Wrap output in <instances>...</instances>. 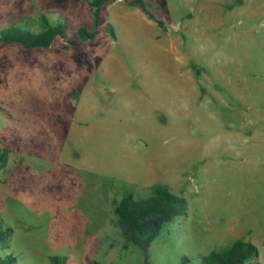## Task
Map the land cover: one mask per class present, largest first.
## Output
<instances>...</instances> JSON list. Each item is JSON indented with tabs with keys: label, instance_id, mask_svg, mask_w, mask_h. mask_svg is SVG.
I'll return each instance as SVG.
<instances>
[{
	"label": "rangeland",
	"instance_id": "1",
	"mask_svg": "<svg viewBox=\"0 0 264 264\" xmlns=\"http://www.w3.org/2000/svg\"><path fill=\"white\" fill-rule=\"evenodd\" d=\"M86 1L0 0V28L45 13L75 39ZM130 1L105 3L76 48L0 43V256L143 264L111 203L159 183L185 210L147 264L236 239L264 264V0H142L163 31Z\"/></svg>",
	"mask_w": 264,
	"mask_h": 264
},
{
	"label": "trees",
	"instance_id": "2",
	"mask_svg": "<svg viewBox=\"0 0 264 264\" xmlns=\"http://www.w3.org/2000/svg\"><path fill=\"white\" fill-rule=\"evenodd\" d=\"M114 0H87L91 9L92 27L90 30L78 27L75 30V39L66 36L67 26L64 22H52L45 13L34 17L22 16L13 19L7 26L0 28V43L17 44L23 49H46L55 38L66 42L64 50L79 47L86 41H91L96 35L101 7ZM143 14L163 31L161 21L155 19L145 8L142 0H131ZM106 32L112 36L111 28ZM112 214L115 225L123 239L136 247L147 264V251L152 241L157 237L165 223L183 215L185 201L183 198L170 193L166 185L153 183L149 185L147 193L142 197H134L129 190H124L118 201H112ZM7 231V229H6ZM5 230L0 227V241ZM256 254L254 246L236 239L227 245L220 246L198 258L199 264H245ZM11 256H0V264H11ZM50 264H64V259L52 256ZM188 263L186 257L181 258V264Z\"/></svg>",
	"mask_w": 264,
	"mask_h": 264
}]
</instances>
